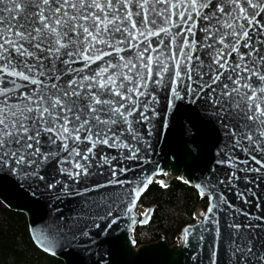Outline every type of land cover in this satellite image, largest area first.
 <instances>
[{
    "label": "snow or ice",
    "instance_id": "1",
    "mask_svg": "<svg viewBox=\"0 0 264 264\" xmlns=\"http://www.w3.org/2000/svg\"><path fill=\"white\" fill-rule=\"evenodd\" d=\"M178 101L210 118L220 138V167L197 185L209 198L196 226L198 242L208 235V264L221 245L219 264H264V195L255 191L264 190V0H0V173L34 194L82 197L67 225L73 237L112 217L121 195L107 189L128 170L112 162H143L142 128L150 136ZM222 186L255 211L235 207Z\"/></svg>",
    "mask_w": 264,
    "mask_h": 264
},
{
    "label": "water",
    "instance_id": "2",
    "mask_svg": "<svg viewBox=\"0 0 264 264\" xmlns=\"http://www.w3.org/2000/svg\"><path fill=\"white\" fill-rule=\"evenodd\" d=\"M163 96L164 93L161 92L158 111L164 107ZM189 122L195 125V129L191 128ZM151 132L149 136L147 126L142 128V134L150 142V147L141 146L144 149L141 153L144 157L143 162L134 160H124L119 164L117 161L112 162L117 168L128 169L119 174V178L126 181L125 184L107 189L120 193L121 199L112 217L87 221L89 227L85 231L88 235H82L77 228H73L72 232L76 233L73 237L67 228L68 224L73 223L69 217L75 215L77 202L82 197L59 201L42 189L34 194L33 189L28 186L29 182L0 173V202L7 209L22 213L33 244L62 264H208V235L203 242H198L196 228L198 222L203 219L201 213L207 212L209 207L207 194L204 196L205 208L196 210L193 222L180 229L178 243L168 245L161 237L155 242L135 245L132 233L136 226L146 225L152 214V207L142 208L139 204L140 196L150 184L147 183L149 179L153 181L159 176L160 182L166 185L172 179L180 180L193 187L200 195L197 185L203 184L213 168L220 167L215 164L220 139L217 131L210 118L199 112L195 105L178 101L175 109L170 110L166 124L161 122V118L152 121ZM108 151L115 155V150ZM102 171L105 177L109 174L107 165ZM96 179L93 177L89 183H94ZM99 179L103 180L104 177ZM143 184H147V187L142 188ZM240 187H244L243 181L240 182ZM222 189L235 207H248L249 211H255L233 195L235 190L223 186ZM137 190H141L139 197L135 195ZM255 191L264 195L261 188H256ZM86 195L94 196L96 193ZM129 207H132L131 212L127 211ZM228 212L229 209L225 206L224 211L217 213L222 233L225 231L224 221ZM145 213L148 215H144ZM113 217L117 218L116 223L104 231L105 225ZM93 224H99L100 227H93ZM207 227L214 226L209 224ZM186 228L193 230L187 243L184 240ZM200 243L203 247L199 246ZM49 246L51 251H44V248ZM225 259L224 246L221 245L218 264Z\"/></svg>",
    "mask_w": 264,
    "mask_h": 264
},
{
    "label": "trees",
    "instance_id": "3",
    "mask_svg": "<svg viewBox=\"0 0 264 264\" xmlns=\"http://www.w3.org/2000/svg\"><path fill=\"white\" fill-rule=\"evenodd\" d=\"M139 204L153 210L146 225L134 228L135 245L155 242L161 237L173 245L180 229L193 222L194 212L205 208L206 199L193 187L172 179L167 187L152 181L140 196ZM0 264L62 263L33 244L22 213L13 212L0 202Z\"/></svg>",
    "mask_w": 264,
    "mask_h": 264
},
{
    "label": "rangeland",
    "instance_id": "4",
    "mask_svg": "<svg viewBox=\"0 0 264 264\" xmlns=\"http://www.w3.org/2000/svg\"><path fill=\"white\" fill-rule=\"evenodd\" d=\"M153 181L159 183V182H160V177H159V176L155 177V178L153 179ZM194 216H195V215H194Z\"/></svg>",
    "mask_w": 264,
    "mask_h": 264
},
{
    "label": "built area",
    "instance_id": "5",
    "mask_svg": "<svg viewBox=\"0 0 264 264\" xmlns=\"http://www.w3.org/2000/svg\"><path fill=\"white\" fill-rule=\"evenodd\" d=\"M193 217H194V214H193ZM175 241L176 243H178V236L175 238Z\"/></svg>",
    "mask_w": 264,
    "mask_h": 264
}]
</instances>
